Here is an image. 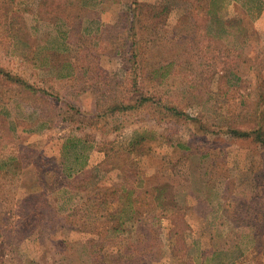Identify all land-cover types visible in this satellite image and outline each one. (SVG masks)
I'll return each mask as SVG.
<instances>
[{"label":"rangeland","instance_id":"rangeland-1","mask_svg":"<svg viewBox=\"0 0 264 264\" xmlns=\"http://www.w3.org/2000/svg\"><path fill=\"white\" fill-rule=\"evenodd\" d=\"M263 10L0 0V264H264Z\"/></svg>","mask_w":264,"mask_h":264},{"label":"trees","instance_id":"trees-1","mask_svg":"<svg viewBox=\"0 0 264 264\" xmlns=\"http://www.w3.org/2000/svg\"><path fill=\"white\" fill-rule=\"evenodd\" d=\"M0 81H10V82H12V83H17V84H20L21 86H23L24 87V89H28V90H31V91H35V88L34 87H32V85H30V84H27L25 81H23L21 78H19V77H15L14 75H11V74H9L8 72H5V68L4 67H2V66H0ZM235 133H237V134H239V135H244L245 134V132L244 131H234ZM73 140H70L69 138L65 141V144H64V146L65 147H67L68 145H67V143H69V142H73L74 141V143L75 144H80L81 146H85V140L83 139V138H81V137H73L72 138ZM260 141H262L263 142V145H264V139L263 138H261V139H259ZM81 153H78V155H75V158L78 160L80 157H81ZM85 160H86V157H84V159H83V162L82 163H79V165H76L77 166V168H75V170L73 171L72 169L70 170V169H67V171L66 170H63L64 172H65V174L67 175V176H70V175H72V173H75L74 174V176H73V178L74 177H76V178H74V179H77V178H79L80 176H82V175H84L85 174V176L87 175L86 173H88V171H89V169H87L86 168V162H85ZM65 185H63L64 187H66V186H68V185H70L71 183H64ZM132 192V190H130V193ZM124 210H125V208H123ZM122 210V209H121Z\"/></svg>","mask_w":264,"mask_h":264},{"label":"crops","instance_id":"crops-1","mask_svg":"<svg viewBox=\"0 0 264 264\" xmlns=\"http://www.w3.org/2000/svg\"><path fill=\"white\" fill-rule=\"evenodd\" d=\"M263 12H264V10H263Z\"/></svg>","mask_w":264,"mask_h":264}]
</instances>
